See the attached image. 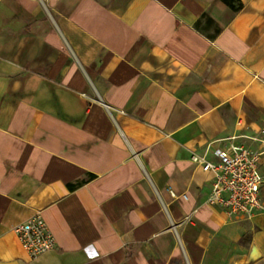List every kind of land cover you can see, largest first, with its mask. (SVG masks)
<instances>
[{"label":"crops","instance_id":"1","mask_svg":"<svg viewBox=\"0 0 264 264\" xmlns=\"http://www.w3.org/2000/svg\"><path fill=\"white\" fill-rule=\"evenodd\" d=\"M238 3L0 0V264H264V210L205 205L189 160L233 138L264 181V0Z\"/></svg>","mask_w":264,"mask_h":264},{"label":"built area","instance_id":"2","mask_svg":"<svg viewBox=\"0 0 264 264\" xmlns=\"http://www.w3.org/2000/svg\"><path fill=\"white\" fill-rule=\"evenodd\" d=\"M263 134V131L260 132ZM233 138L213 149L215 162L192 154L190 162L211 175L205 205L218 208L228 220L249 219L263 211L259 189L264 183L257 172L259 152L232 143ZM207 151V150H206ZM22 250L33 259L54 247L53 238L39 214L12 228Z\"/></svg>","mask_w":264,"mask_h":264},{"label":"rangeland","instance_id":"3","mask_svg":"<svg viewBox=\"0 0 264 264\" xmlns=\"http://www.w3.org/2000/svg\"><path fill=\"white\" fill-rule=\"evenodd\" d=\"M247 237H244L242 240H240L239 245H240V250L242 251V249L244 248L245 244H246V239ZM235 249L232 248V246L226 245V244H221L218 246V253H216L215 258L213 261L208 260V262L204 263V264H225V259L226 257L231 253V251L233 252ZM239 250V249H236ZM239 252V251H237ZM242 263V262H241ZM239 264V263H237Z\"/></svg>","mask_w":264,"mask_h":264},{"label":"trees","instance_id":"4","mask_svg":"<svg viewBox=\"0 0 264 264\" xmlns=\"http://www.w3.org/2000/svg\"><path fill=\"white\" fill-rule=\"evenodd\" d=\"M220 1L234 12L240 8V4L238 3V0H220Z\"/></svg>","mask_w":264,"mask_h":264}]
</instances>
